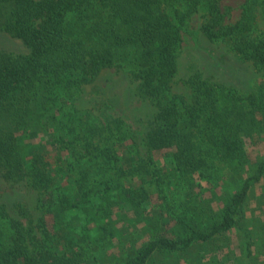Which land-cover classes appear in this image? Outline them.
<instances>
[{
	"label": "trees",
	"instance_id": "obj_1",
	"mask_svg": "<svg viewBox=\"0 0 264 264\" xmlns=\"http://www.w3.org/2000/svg\"><path fill=\"white\" fill-rule=\"evenodd\" d=\"M223 1L0 0V30L30 48L0 52V172L40 193L36 224L0 203V264H87L143 216L160 227L113 264H148L159 252L210 243L239 227L248 194L264 179V160L251 163L247 151L249 141L264 140V0H244L236 21ZM196 13L211 40L262 72L253 90L199 74L191 95L174 92L183 30ZM114 67L127 68L136 94L158 106L141 138L124 116L77 101ZM46 132L68 158L26 149L28 135ZM142 147L172 155L174 188L173 174L145 159ZM224 168L239 173L235 190ZM252 239L249 264H264Z\"/></svg>",
	"mask_w": 264,
	"mask_h": 264
},
{
	"label": "rangeland",
	"instance_id": "obj_2",
	"mask_svg": "<svg viewBox=\"0 0 264 264\" xmlns=\"http://www.w3.org/2000/svg\"><path fill=\"white\" fill-rule=\"evenodd\" d=\"M243 1H223V6L228 9L230 21H236L240 17ZM203 21V15L196 13L192 15L183 30V43L178 58L180 71L174 80V92L180 95H191L190 82L199 74L203 78L210 77L213 81L226 83L243 92L253 90L257 84L256 81L262 76V72L251 61L236 53L230 45L211 40L203 30ZM262 26L264 28V22ZM29 51L30 48L22 38L0 30V52L20 55L28 54ZM136 86L137 84L131 81V74L127 68H109L95 85L85 86L84 94L77 101L80 106L92 107L97 105L101 113L124 116L141 138L148 132L149 121L154 118L158 106L154 101L152 102V99L136 94ZM40 148L50 152L49 158L53 160L60 156L69 157L65 146L61 142H55L48 132L38 133L36 136L28 135L26 149L34 151ZM247 151L251 163L256 160H264V140L256 141L255 144L249 141ZM126 153L124 151L126 157L132 156L131 152ZM142 154L145 159H149L150 156L153 157L155 165L162 170L163 174H173L172 188H174L176 184L172 155L170 156L166 150L150 151L146 147H142ZM135 157L137 156L135 155ZM72 158L76 159L73 156ZM222 172L226 186L228 185L231 190H235L237 187L235 180H237L239 173L227 168H224ZM145 178L150 179L147 176ZM203 184L209 188L206 183L203 182ZM68 188L71 189V185H68ZM185 192L184 190L178 192L174 197L182 196ZM219 193L221 194V192ZM39 196L40 193L27 187L25 182L8 181L0 172V203L5 204L13 215L26 218L27 221L32 220L36 224L37 216L40 214L37 209ZM154 201L155 203L149 205V209L156 212L158 197H155ZM165 217L167 216L163 217L166 221L175 224L174 220ZM123 221L119 220V228H121ZM133 222L134 226L124 229L127 234L122 236V239H116L113 246H106L103 249L97 248V258L90 259L87 264L115 263L116 260L121 259L123 249L127 251V246H139L149 240L157 227L161 225H152L145 216L141 220L138 219V222L136 219L132 220ZM263 225L264 179L258 182L248 194L244 218L240 220L239 227L233 228L226 235L223 234L210 243L202 242L186 249L159 252L152 257L148 264H249L248 244L251 237L254 242L261 246V251L264 250V235L260 230ZM252 250L253 254L256 255L255 247H252ZM261 260L264 261V258L262 257Z\"/></svg>",
	"mask_w": 264,
	"mask_h": 264
}]
</instances>
